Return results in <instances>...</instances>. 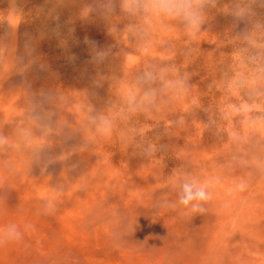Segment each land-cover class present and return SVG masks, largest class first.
I'll list each match as a JSON object with an SVG mask.
<instances>
[{
    "label": "rangeland",
    "instance_id": "rangeland-1",
    "mask_svg": "<svg viewBox=\"0 0 264 264\" xmlns=\"http://www.w3.org/2000/svg\"><path fill=\"white\" fill-rule=\"evenodd\" d=\"M104 2L0 0V227L23 232L0 264H264V26L234 0H206L195 36ZM149 65L183 87L132 108ZM185 176L203 212L178 203Z\"/></svg>",
    "mask_w": 264,
    "mask_h": 264
},
{
    "label": "clouds",
    "instance_id": "clouds-1",
    "mask_svg": "<svg viewBox=\"0 0 264 264\" xmlns=\"http://www.w3.org/2000/svg\"><path fill=\"white\" fill-rule=\"evenodd\" d=\"M264 4V0H261ZM121 11L129 17H141L144 22L152 21H173L183 27L190 36H195L205 23L207 4L206 0H119ZM113 0H105L102 4V12L105 18L113 14ZM92 9L89 8L88 12ZM230 14L236 18H248L255 23L256 27L264 26V20L253 19L256 13L251 4L244 0H234L229 10ZM130 30L134 33L142 32L140 25H130ZM109 55L106 50H96L95 59L103 62ZM167 69L155 65H149L142 76L140 83L135 87H130L125 95L126 103L132 108L152 107L161 98V89L152 85L157 81H166L165 87L171 90H180L183 87L182 80H166ZM237 111L247 112L250 110L248 104H242ZM97 132L103 136H109L113 129V119L106 115H101L94 120ZM0 138V143H4ZM246 183L241 182L237 189L243 191ZM211 198L206 185L202 184L198 178L185 176L179 184L178 203L189 208L192 213L203 212V202ZM31 227L25 225V229ZM23 238V232L16 223H8L0 227V242H14Z\"/></svg>",
    "mask_w": 264,
    "mask_h": 264
},
{
    "label": "bare ground",
    "instance_id": "bare-ground-1",
    "mask_svg": "<svg viewBox=\"0 0 264 264\" xmlns=\"http://www.w3.org/2000/svg\"><path fill=\"white\" fill-rule=\"evenodd\" d=\"M64 93V92H63ZM33 109V108H32ZM36 113V112H35ZM40 117V116H39Z\"/></svg>",
    "mask_w": 264,
    "mask_h": 264
}]
</instances>
